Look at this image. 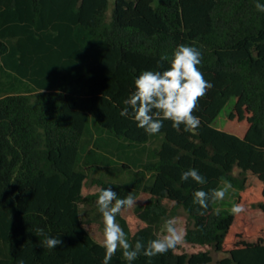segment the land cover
Listing matches in <instances>:
<instances>
[{
	"label": "trees",
	"instance_id": "1",
	"mask_svg": "<svg viewBox=\"0 0 264 264\" xmlns=\"http://www.w3.org/2000/svg\"><path fill=\"white\" fill-rule=\"evenodd\" d=\"M256 3L264 0H114L109 13V0H0V66L11 73L0 84V264H102L98 215L87 209L99 193L83 195L88 173L106 165L86 137L90 123L134 145L161 139L146 161L119 165L135 168L128 183L98 181L136 198L117 215L133 246L147 247L180 210L188 218L182 246L155 257L142 250L131 264H264V12ZM180 45L201 53L212 84L193 112L200 126L193 134L164 120L150 135L119 113L136 78L167 70ZM189 169L205 183L182 181ZM224 181L244 212L193 202L195 191ZM45 236L63 245L49 249ZM212 251L225 256L215 262ZM109 264L129 262L118 251Z\"/></svg>",
	"mask_w": 264,
	"mask_h": 264
},
{
	"label": "clouds",
	"instance_id": "2",
	"mask_svg": "<svg viewBox=\"0 0 264 264\" xmlns=\"http://www.w3.org/2000/svg\"><path fill=\"white\" fill-rule=\"evenodd\" d=\"M258 11L264 12V4L256 3ZM162 59H167L162 57ZM201 63V53L194 47L178 46L171 60L170 67L163 71H143L134 81L135 90L129 98L123 101L125 107L120 111L121 116L131 114L137 126L148 134H157L163 127V121H171V126L179 130L181 125L187 132L195 131L200 126V120L193 115L198 105V100L206 95L212 84L204 79L198 65ZM42 91V90H41ZM40 91V92H41ZM180 179H191L197 184H204L205 180L196 169H189L182 173ZM231 184H224L210 193L203 190L195 191L193 202L201 209H207L209 200H223L231 188ZM98 198L96 206L102 216L103 230L101 246L105 250L102 264H109L112 257L122 251L126 261L131 264L143 250L145 257H155L170 250H176L185 243L186 229L181 226L178 219H167L163 225L164 234L148 241L147 247L137 241L133 246L116 217L122 211L132 209L137 200L131 194L125 198H118L117 193L111 188L97 189ZM174 204L175 201H172ZM241 204H235L231 212L240 214L244 212ZM41 235L43 229H37ZM44 245L53 249L63 245L60 238L45 236ZM18 264H24L19 260Z\"/></svg>",
	"mask_w": 264,
	"mask_h": 264
},
{
	"label": "rangeland",
	"instance_id": "3",
	"mask_svg": "<svg viewBox=\"0 0 264 264\" xmlns=\"http://www.w3.org/2000/svg\"><path fill=\"white\" fill-rule=\"evenodd\" d=\"M154 1L155 4H157L159 0ZM113 5L114 0H109V13H112ZM9 74H11L9 71L1 68L0 66V84L6 81V79L8 78L7 76ZM234 103L235 99L233 97L230 98L227 105L220 112L219 116L217 117L214 123L217 128H222L224 126L227 116L232 110ZM86 137L93 138V144H91V147L95 150V156L102 159H106V165H103V168L101 170H95L88 173L89 179L83 188V195L85 196L95 195L98 192L97 189L101 188L98 184V181L115 182L119 184L128 183L131 179H133V173L135 172V168L132 167L129 171L123 170L121 173L117 170L119 165L121 163H124V161L135 162V160L137 159H142L143 161H146L150 158V154L154 151L156 147H158L161 141V139H153L146 144L134 145L126 140H118L114 138L113 135L109 134L107 131L93 123H90V132ZM112 160L117 161L119 164H112L110 162ZM226 183L230 184L224 181L221 183L220 187H222ZM237 194L238 189L231 187L226 193L225 198L223 200L214 201L215 206L218 209L226 208L227 210H231L234 201L237 198ZM95 202L96 200L94 199L92 204L87 206V209L91 211V216L98 215L97 219L94 220L93 230L95 233L93 234V236L96 241L101 243L103 230L102 216L99 213ZM180 213V217H178L177 219L181 226L186 229L188 222L187 215L184 213L183 210H180ZM116 220L119 223L117 217ZM163 225L161 227V230L159 231V236H162L164 234ZM212 256L213 260L216 262L221 260L225 255L223 253L212 251Z\"/></svg>",
	"mask_w": 264,
	"mask_h": 264
}]
</instances>
